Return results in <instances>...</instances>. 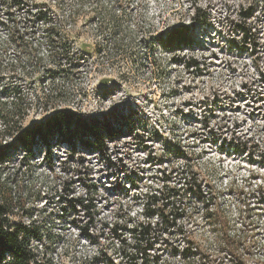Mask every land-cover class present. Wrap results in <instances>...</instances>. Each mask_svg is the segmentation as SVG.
<instances>
[{"label": "rangeland", "instance_id": "1", "mask_svg": "<svg viewBox=\"0 0 264 264\" xmlns=\"http://www.w3.org/2000/svg\"><path fill=\"white\" fill-rule=\"evenodd\" d=\"M96 1L80 7L78 0H33L70 42L76 66L65 73L46 60L12 67L13 21L0 11V116L13 112L21 97L20 106L32 104L24 128L59 109L87 119H134L132 133L108 143L105 152L78 151L76 185L66 191V176L59 165L50 172L43 150L32 160L11 152L2 175L13 197L10 219L41 234L33 244L38 264H130L128 229L144 221L145 194L178 167L198 174L216 194L231 234L250 245V261L264 262V0H99L106 9L123 6L129 14L114 36L94 20ZM250 7L256 14L243 39L233 22ZM63 18L68 20L60 25ZM179 26L190 29V48L175 55L154 45ZM46 48L40 52L45 57ZM188 59L197 66L186 70ZM5 140L8 145L12 139ZM67 152L56 148L54 154L61 160ZM86 183L98 188L94 221L68 207L85 194ZM205 220L200 212L186 228L210 248L217 234ZM183 240L171 242L184 246ZM170 252L163 248V259Z\"/></svg>", "mask_w": 264, "mask_h": 264}, {"label": "trees", "instance_id": "2", "mask_svg": "<svg viewBox=\"0 0 264 264\" xmlns=\"http://www.w3.org/2000/svg\"><path fill=\"white\" fill-rule=\"evenodd\" d=\"M78 3V6L84 7L90 4V0H78ZM91 6L95 13L94 20H98L101 29L109 31L110 36L117 35L121 18L129 15L123 6L117 10L106 9L99 0ZM37 7L38 4L33 0H0V11L5 13L8 21H13L10 39L16 45V54L10 65L25 69L29 63L31 66L33 63L38 66L47 61L58 65L64 73L74 69L76 60L70 42L60 30L54 28L53 16L43 10L37 11ZM75 14L76 11L71 12L68 19ZM255 14L256 8L250 7L240 13L242 19L239 22H233L236 32L243 39L248 38L252 32L248 20ZM68 19L63 18L59 24ZM41 25L46 26L43 36L37 33ZM190 33L187 26L174 27L162 33L154 45L176 55L192 46L193 38ZM36 40L39 48L34 47ZM43 45L47 47L46 57L40 53ZM193 61H184V68L190 70L194 65L197 66V62ZM21 99L18 97L17 102L13 103V112L0 116V264H38L33 244L41 240V234L36 228L10 219L14 217L13 197L7 192V182L2 181V175L11 152H22L25 160H32L37 156V151L43 150V162L50 172L56 173L59 165L66 176L62 183L66 191L67 185L72 188L76 185L75 177L81 164V159L77 157L80 156L79 150L92 149L103 153L108 149V143L134 130L130 127L131 124L134 127V119L130 116V120L125 115L87 119L82 114L66 109H59L39 123L24 128L23 122L28 117L32 104L20 106L18 102ZM126 121H129V125ZM6 137L12 139L8 145ZM63 147L68 149L67 155L61 160L57 159L54 151ZM249 160L255 163L252 158ZM84 186L85 194L69 201L68 207L71 211L80 208L91 221L97 214L95 198L98 188L94 184L86 183ZM145 198L142 215L144 221L132 224L128 229L131 240L128 243L130 264H264L262 261H250V245L242 236L231 234L228 218L219 209L216 194L206 188L204 181L191 169H172L158 187H150ZM200 212L217 234L215 244L210 248L186 228L188 219ZM173 237H183L184 246L173 244ZM166 247L171 250L169 259L162 257L163 248Z\"/></svg>", "mask_w": 264, "mask_h": 264}]
</instances>
